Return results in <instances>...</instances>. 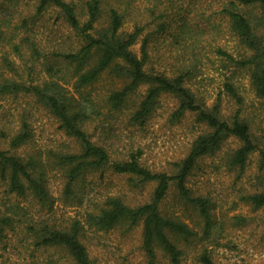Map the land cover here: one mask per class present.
I'll list each match as a JSON object with an SVG mask.
<instances>
[{"label":"trees","instance_id":"1","mask_svg":"<svg viewBox=\"0 0 264 264\" xmlns=\"http://www.w3.org/2000/svg\"><path fill=\"white\" fill-rule=\"evenodd\" d=\"M212 1L238 46L235 54L213 45L195 24L193 6L180 0H0V96L26 103L14 115L18 128L11 134L0 122V137L9 146L0 147V264H99L86 244L88 231L119 228L127 236L135 227L143 264H218L208 246L214 238V197L194 193L187 183L200 159L218 155L228 139L237 142L224 153L228 170L242 174L257 151V169L264 173V141L242 114L236 84L245 75L251 91L264 99V0ZM209 52L220 65L223 93L239 104L229 116L220 93L208 101L192 88ZM106 75L123 82L99 96L101 106L83 89ZM140 89L136 101L132 96ZM163 94L176 100L172 121L193 115L202 127L184 156L169 163L171 172L150 169L140 147L118 152L102 140L103 133L97 136L103 125L95 122L107 107L127 111L128 123L143 129ZM31 102L42 105L68 141L18 155L11 151L33 138ZM107 174L129 176L135 187L153 184L148 201L132 204L111 194L105 190ZM53 178L60 181L58 198ZM260 185L241 198L264 205L263 180ZM171 187L196 212L199 229L161 209ZM16 197L34 203L22 205ZM58 201L85 205L82 217L60 220ZM242 219L235 218L238 224ZM43 253L49 255L41 258Z\"/></svg>","mask_w":264,"mask_h":264},{"label":"rangeland","instance_id":"2","mask_svg":"<svg viewBox=\"0 0 264 264\" xmlns=\"http://www.w3.org/2000/svg\"><path fill=\"white\" fill-rule=\"evenodd\" d=\"M180 1L184 5L193 6L191 9L196 14L195 24L201 26L207 35L211 36L213 45L224 46L226 50L234 54L238 51V46L227 33L224 23L220 24L221 16L217 12L220 6L217 2L212 0ZM51 26L53 29L56 28L52 23ZM212 26L215 28L212 29ZM127 29H129L128 25ZM261 32L264 36V26L261 27ZM138 46L134 47L135 50ZM208 55V60L203 59L202 73L192 82V88L205 95L208 101H212L220 93L222 111L224 115L229 116L235 113L239 104L223 93L220 84L223 80L220 65L211 52ZM165 66L168 67V65ZM160 67L164 68V64ZM122 82V79L106 75L95 83L93 88L87 87L83 89V92H90V96L103 106V101H100L99 96L110 87L121 86ZM236 84L239 87L238 92L243 96L242 114L248 117L253 130L264 141V99L251 91L245 75L239 76ZM66 88L72 91L70 86ZM141 93L142 89L133 94L132 98L137 101ZM160 97L152 117L143 129L133 127L128 123L127 111L116 112L108 110L107 107L102 108L101 116L95 121L103 125V128L98 127L97 136L103 133L102 140L112 143L113 148L118 152H125L131 144L134 147H140L143 151L142 161L150 169H165L171 172L173 168L169 163L184 156L191 140L202 131V127L195 123L193 115H187L180 121H172L170 114L175 107L176 100L167 94ZM19 102L22 105L19 106ZM24 105L26 103L23 99L15 100L8 95L0 96V122L5 121L6 125L3 127L8 134L18 128V120L14 115L18 107L22 108ZM30 105L31 108L28 110L32 115V141L23 148L11 152L23 155L26 151L30 152L37 148L42 151V145L55 146L61 141H68L67 137L61 136V133L56 130L55 119L42 108V105L34 102ZM236 146V141L228 139L218 155L200 159L187 184L194 193L202 190L203 193H210L214 197L216 205L215 225L212 231L214 238L207 243L212 248L215 261L218 264H264V205L255 207L241 198L242 195L260 188V181H264V173L257 169V151L249 156L242 174L238 175L235 170H228L223 165L224 153ZM0 147L9 148L7 138L0 137ZM107 176L109 187L105 190L111 194L123 196L127 202L132 204L148 201L153 184L135 187L129 176L115 174H107ZM51 180L52 191L58 198L60 181L57 178ZM3 189V184L0 182V191ZM10 196L14 198L13 194ZM15 199L20 200L22 205L34 203L31 198L22 200L16 197ZM84 209L85 205H63L60 201L56 203V215L60 220L63 218L80 219ZM161 209L166 213L176 214L189 225L199 229L196 223V212L179 200L173 187L165 196ZM236 217L243 218L240 224L236 222ZM122 232L123 230L119 228L98 232L88 231L86 244L90 254L97 258L99 264H143L144 254L138 247L139 227L130 230L127 236ZM48 255L43 253L41 258ZM15 259V256H11V260ZM186 264L193 263L188 260Z\"/></svg>","mask_w":264,"mask_h":264}]
</instances>
